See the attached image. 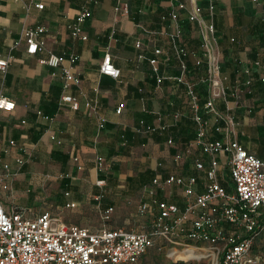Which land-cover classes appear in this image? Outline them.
Listing matches in <instances>:
<instances>
[{
    "label": "crops",
    "instance_id": "crops-1",
    "mask_svg": "<svg viewBox=\"0 0 264 264\" xmlns=\"http://www.w3.org/2000/svg\"><path fill=\"white\" fill-rule=\"evenodd\" d=\"M178 4L185 8L172 20ZM118 6H126V13ZM194 6L214 29L207 37L224 90L214 101L216 114L203 109L217 91L205 82V31L189 20ZM82 9L90 13L82 25L86 41L74 39L68 29ZM36 27L45 32L35 55L26 53L22 41L14 46L25 30ZM177 49L186 53L185 78L199 99L207 138L236 141L264 159V0H0V58L8 60L6 72H0V96L14 103L12 112H0L4 209L16 208L28 219L49 213L92 232L144 233L154 212L141 215L137 207L150 203L153 179L195 176L194 190L201 193L205 181L194 162L200 158L207 166L209 158L195 145L190 100L175 81L181 74ZM107 53L120 70L116 80L99 72ZM50 55L78 59L53 68L46 63ZM152 58L163 78L159 84L148 62ZM69 68L79 83L65 86L63 71ZM63 95L74 98L78 109L62 104ZM219 164V182L231 191L220 177L227 169L222 156ZM155 191L157 200L184 208L178 187Z\"/></svg>",
    "mask_w": 264,
    "mask_h": 264
},
{
    "label": "built area",
    "instance_id": "built-area-1",
    "mask_svg": "<svg viewBox=\"0 0 264 264\" xmlns=\"http://www.w3.org/2000/svg\"><path fill=\"white\" fill-rule=\"evenodd\" d=\"M35 7L42 9L43 6ZM121 8L126 13V6H118L116 10ZM184 8L183 4H178L169 18L176 20L178 11ZM89 16V11L82 9L74 23L68 27L74 39L87 40L82 25ZM189 20L199 23L205 31L202 42L208 66L205 82L217 92L203 104V109L216 114L214 101L224 96V90L221 88L218 58L207 37V33L213 34L214 29L212 25L205 26L198 6H194ZM44 32L42 27L27 29L14 46L20 45L22 41L26 53L35 55L43 46L39 37ZM154 54L157 56L160 51L156 50ZM176 55L180 60L181 74L175 81L185 87L190 100L196 127L195 145L202 156L209 158L207 166L200 158L194 162L196 170L202 173L205 181L203 191L195 192V176L186 179L169 175L162 181L153 179L148 191L150 203L141 202L137 207L141 215L154 212L150 229L144 233L123 228H102L92 232L87 228L60 222L49 213L28 219L23 213L6 211L0 203V264H136L159 239L166 242V257L171 260L174 252L194 251L201 253V257L187 261L207 260L211 264L256 263L257 258L252 255L251 247L256 236L264 231V159L249 154L236 141L207 138V126L200 114L199 99L192 84L185 78L186 64L183 58L186 53L183 49H177ZM77 59L75 55H50L46 63L57 68L64 60L73 65ZM148 62L159 84L163 78L158 73V61L152 58ZM197 64H200L199 60ZM7 67L8 60L0 58V72L5 73ZM99 72L114 80L120 76V70L113 65L108 53L102 59ZM63 76L65 86L79 83L71 73V68L65 69ZM60 102L71 110H77L79 106L69 95H63ZM13 109L14 103L0 96V112L10 113ZM118 112L120 109H117ZM103 124L104 120H100L99 127L102 128ZM215 131L219 132V128ZM220 156L222 166L228 169L227 183H230L231 191L218 179ZM180 158V155L175 156L177 161ZM100 160L98 159L99 162ZM4 169H7L6 165ZM97 184L102 185L103 182ZM173 186L182 190L185 202L183 209L175 203L155 198V189ZM112 211V208L105 210L103 220L107 221Z\"/></svg>",
    "mask_w": 264,
    "mask_h": 264
},
{
    "label": "trees",
    "instance_id": "trees-1",
    "mask_svg": "<svg viewBox=\"0 0 264 264\" xmlns=\"http://www.w3.org/2000/svg\"><path fill=\"white\" fill-rule=\"evenodd\" d=\"M12 210L15 212H20V210H18L16 208H13ZM263 232L264 231L260 232L253 241V244L251 247L252 255H253L254 243L259 237L262 236ZM166 245H167L166 242L163 241L162 239L155 241L154 245L147 251V253L139 261H142V259H144V257H146V255H148L151 252V250H157L158 251V250L164 249L166 247ZM262 251L264 253V246L262 247ZM201 255H202L201 253H193L190 251L189 252H174L172 254V260H170L169 262L158 261L156 264H210L209 262H207L205 260L187 261L188 259H199L201 257ZM253 256H255V255H253ZM255 264H258V260L256 261Z\"/></svg>",
    "mask_w": 264,
    "mask_h": 264
},
{
    "label": "rangeland",
    "instance_id": "rangeland-1",
    "mask_svg": "<svg viewBox=\"0 0 264 264\" xmlns=\"http://www.w3.org/2000/svg\"><path fill=\"white\" fill-rule=\"evenodd\" d=\"M220 176L221 178H223V180L225 181V183L227 182V175H228V170H222ZM264 246V232L262 234L261 237H259L255 243H254V249H253V255H255L257 257L258 260V264H264V253L262 251V247ZM167 245L164 249L161 250H151V252L146 255V257H144V259H142V261H139L137 264H156L158 261H164V262H169L171 259H169L168 257H166V249H167ZM189 252V251H186ZM193 253H198V252H194V251H190ZM207 261V260H205ZM210 263V262H209ZM211 264V263H210Z\"/></svg>",
    "mask_w": 264,
    "mask_h": 264
}]
</instances>
